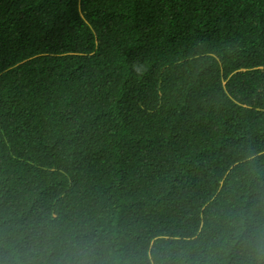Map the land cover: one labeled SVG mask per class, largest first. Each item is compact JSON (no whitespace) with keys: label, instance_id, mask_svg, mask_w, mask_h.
Masks as SVG:
<instances>
[{"label":"trees","instance_id":"16d2710c","mask_svg":"<svg viewBox=\"0 0 264 264\" xmlns=\"http://www.w3.org/2000/svg\"><path fill=\"white\" fill-rule=\"evenodd\" d=\"M264 264V0H0V264Z\"/></svg>","mask_w":264,"mask_h":264},{"label":"clouds","instance_id":"9594fccd","mask_svg":"<svg viewBox=\"0 0 264 264\" xmlns=\"http://www.w3.org/2000/svg\"><path fill=\"white\" fill-rule=\"evenodd\" d=\"M68 260L76 261V264H107L100 246L95 242L90 244H81L74 248L68 255Z\"/></svg>","mask_w":264,"mask_h":264}]
</instances>
